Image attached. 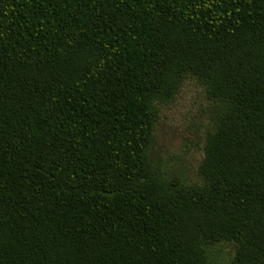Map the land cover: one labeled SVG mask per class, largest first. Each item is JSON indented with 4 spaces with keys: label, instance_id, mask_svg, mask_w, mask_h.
<instances>
[{
    "label": "trees",
    "instance_id": "trees-1",
    "mask_svg": "<svg viewBox=\"0 0 264 264\" xmlns=\"http://www.w3.org/2000/svg\"><path fill=\"white\" fill-rule=\"evenodd\" d=\"M193 75L201 185L165 178ZM264 264V0H0V264Z\"/></svg>",
    "mask_w": 264,
    "mask_h": 264
},
{
    "label": "rangeland",
    "instance_id": "rangeland-1",
    "mask_svg": "<svg viewBox=\"0 0 264 264\" xmlns=\"http://www.w3.org/2000/svg\"><path fill=\"white\" fill-rule=\"evenodd\" d=\"M215 128L214 102L196 77L186 75L176 100L161 107L153 130L152 152L161 161L163 177H177L185 185H201L199 164ZM234 250L231 241L206 246L211 264H228Z\"/></svg>",
    "mask_w": 264,
    "mask_h": 264
}]
</instances>
